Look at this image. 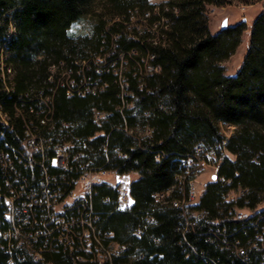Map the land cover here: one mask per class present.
I'll return each mask as SVG.
<instances>
[{
	"label": "trees",
	"instance_id": "obj_1",
	"mask_svg": "<svg viewBox=\"0 0 264 264\" xmlns=\"http://www.w3.org/2000/svg\"><path fill=\"white\" fill-rule=\"evenodd\" d=\"M234 1L262 9L229 75L223 62L245 26L213 32L209 13ZM89 16L88 35H69ZM85 80L91 90L79 94ZM31 136L46 145L35 165L22 151ZM57 143H70L68 169L50 165ZM208 152L216 177L191 205ZM5 153L19 172L24 242L6 236L5 197L16 193ZM89 171L137 175L133 203L118 209L120 185L96 179L65 229L38 202L46 185L65 199ZM32 197L33 208L23 203ZM0 229V264H264V0H0Z\"/></svg>",
	"mask_w": 264,
	"mask_h": 264
},
{
	"label": "rangeland",
	"instance_id": "obj_2",
	"mask_svg": "<svg viewBox=\"0 0 264 264\" xmlns=\"http://www.w3.org/2000/svg\"><path fill=\"white\" fill-rule=\"evenodd\" d=\"M165 0H148V3H161ZM262 2L257 1L252 4H244L241 2L234 1L230 5L226 6H212L210 7L209 13V26L211 31L215 32L219 29H222V24L224 19H227V26L235 25L237 23H243L245 26L244 32L242 34L241 43L239 44L237 50L223 62V65L226 68V72L229 75L235 74L240 68L243 58L246 54V51L250 44V35H251V27L254 19L260 13L262 7ZM94 17L89 16L84 19L83 22H75L71 25L68 30L69 35L72 36H85L88 35L91 31L92 24L94 23ZM105 114H102L104 117ZM221 130L224 134L230 136L234 132V127L225 123H221ZM70 145V143H68ZM31 149V148H30ZM224 157L235 160L236 155L231 153L228 150H225ZM191 162L193 160H190ZM198 169L195 172V178L192 180L191 191L193 192L191 205H197L201 201V194L205 190V186L208 182L211 181L218 170L217 156L213 153L208 152L205 161H199ZM193 163V162H192ZM191 164H189L190 166ZM137 175H132V177H136ZM92 179V181L96 179H104L108 183L112 185H116L120 183V185L127 184L130 179L127 176H118L114 172H100L89 174L87 177L79 180L75 189V195L78 196L86 192L87 190V181ZM234 195V194H233ZM128 196V195H127ZM130 199V194L128 196ZM239 211L248 212V209L242 208ZM85 220V219H83ZM85 223L86 220H85ZM18 233V231L16 232ZM12 234V233H11ZM19 235V234H18ZM23 239V238H22ZM65 239L71 241V239L66 236ZM25 240V238H24Z\"/></svg>",
	"mask_w": 264,
	"mask_h": 264
},
{
	"label": "built area",
	"instance_id": "obj_3",
	"mask_svg": "<svg viewBox=\"0 0 264 264\" xmlns=\"http://www.w3.org/2000/svg\"><path fill=\"white\" fill-rule=\"evenodd\" d=\"M150 13H146V15H149ZM149 69H152V66L149 67ZM124 79V78H122ZM84 87H79L77 88V92L83 93L84 91L87 90H91V88L89 87L88 82L85 80L84 82H82ZM69 88H68V95H72V92L74 91V87H77V83L75 81L74 78H70L69 80ZM95 91V90H93ZM49 99L48 97H46L44 100ZM101 116H98L97 118H99ZM45 143L43 141H37L36 138L34 136L29 137L27 140H25L22 143V151H23V156L25 158H28V161L30 164L35 165V157L34 155L39 153L41 154L43 157L46 156V150H45ZM69 145L68 143H64V144H60L57 143L54 145V151H55V155H53L51 157V162L50 165L52 167H59V168H64V169H68V149ZM31 148V149H30ZM16 158L19 159L20 162L23 161V157L21 156H15ZM3 158H4V162H5V168H6V174H5V182L6 185L13 187L12 189V193H16V195L14 196H6L5 197V201L6 204L8 206V212L6 213V220H8L9 222H12V226L10 228V230H8L6 232V236L9 238L12 237H16L20 239V242H24V237L20 231V228L17 225V215L19 212V205L17 203V200L20 199V197L23 195V192H20L18 190V188H16L15 186H12L13 183H20V179L18 178L19 176H17L19 174V172L16 170L13 161L10 160L9 158V154L5 153L3 154ZM43 167L45 168V173H47V168L46 166H44V164H42ZM9 169L14 170V176H10L9 174ZM100 172H104V171H100ZM98 172V173H100ZM89 174H93L92 171L86 172L81 179L87 177ZM80 179V180H81ZM92 179L87 181V190L85 193L78 195V196H74L75 195V189L71 190L70 194L68 197H66L65 199L61 200L63 194L57 190V191H52L50 189H48V185H46L45 188V193L44 196L42 197V199L39 200L38 203H45L47 205L48 208L53 209V220H55L56 222H59L63 225V227L65 229H70L71 224L69 222L66 221V219L64 217H62L66 212H67V208H72L77 202L84 200L86 203L88 202V197L87 195L91 192L92 189ZM22 187V185L20 186ZM119 196H118V209H126L127 207L130 206L129 203V190L127 188H125V186L120 185L119 189ZM128 195V196H127ZM37 199L35 198H30V199H24L23 203H27L28 205H30L31 208L34 207V205H36L37 203ZM27 211V210H25ZM83 217V216H82ZM85 219L87 223H85ZM82 223L85 226L84 229V237L86 238V241L88 242L87 245H90V240H89V227H92V222L90 221L89 218L83 217L82 218ZM27 221H25L26 223ZM73 224V223H72ZM18 231V233H16ZM2 231L0 229V235H1ZM12 233V234H11ZM19 234V235H18ZM69 237V235H67ZM23 238V239H22ZM70 238V237H69ZM71 239V238H70ZM72 240V239H71ZM71 242V241H69Z\"/></svg>",
	"mask_w": 264,
	"mask_h": 264
},
{
	"label": "crops",
	"instance_id": "obj_4",
	"mask_svg": "<svg viewBox=\"0 0 264 264\" xmlns=\"http://www.w3.org/2000/svg\"><path fill=\"white\" fill-rule=\"evenodd\" d=\"M118 176H126V177L128 176L129 177L130 181L127 184L123 183L124 184L123 186H125V188H127L129 190V184H130L131 180L133 179L132 175H118ZM117 185H120V183H118ZM129 203H130V205H132V203H133V199L131 197L129 199Z\"/></svg>",
	"mask_w": 264,
	"mask_h": 264
},
{
	"label": "water",
	"instance_id": "obj_5",
	"mask_svg": "<svg viewBox=\"0 0 264 264\" xmlns=\"http://www.w3.org/2000/svg\"><path fill=\"white\" fill-rule=\"evenodd\" d=\"M226 27H227V19H224L223 24H222V29L226 28ZM215 177H216V175L213 176V178H215Z\"/></svg>",
	"mask_w": 264,
	"mask_h": 264
},
{
	"label": "bare ground",
	"instance_id": "obj_6",
	"mask_svg": "<svg viewBox=\"0 0 264 264\" xmlns=\"http://www.w3.org/2000/svg\"><path fill=\"white\" fill-rule=\"evenodd\" d=\"M124 80H125V79H122V82H125ZM2 116H4V115H2ZM2 118H3V117H2Z\"/></svg>",
	"mask_w": 264,
	"mask_h": 264
}]
</instances>
